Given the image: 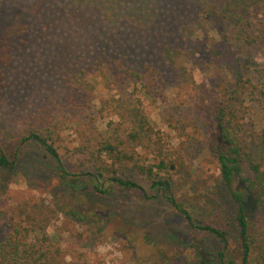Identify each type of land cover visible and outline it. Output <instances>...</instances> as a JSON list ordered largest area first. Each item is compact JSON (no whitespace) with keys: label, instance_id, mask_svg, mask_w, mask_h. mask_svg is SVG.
<instances>
[{"label":"trees","instance_id":"trees-1","mask_svg":"<svg viewBox=\"0 0 264 264\" xmlns=\"http://www.w3.org/2000/svg\"><path fill=\"white\" fill-rule=\"evenodd\" d=\"M164 1L168 0H38L26 9L24 23L0 32V100L34 41L44 45L47 55L51 51L64 60L59 73L67 89L57 99L55 109L66 118L72 117V108L76 111L67 126H81L80 114L92 109L98 98L103 113L110 102L103 100L101 87L107 93L115 91L123 100L116 104L136 110L132 114L136 117L134 124L126 128L112 121L98 129L89 123L93 112L85 115L89 121L83 124L85 131L75 146L74 157L86 163V172L73 174L66 169V161L70 163L72 156L63 157L56 147L57 125L53 120L59 118V113L50 106H43L41 112L36 106L25 127L16 132L20 146L34 144L55 159L56 170L67 186L88 176L98 193L108 194L109 186L144 190V184L149 183L192 228L219 240L224 247L220 255L226 262L230 241L225 226L196 218L173 191L169 174L177 170L178 160L167 157L164 149L151 152L155 154L153 160L138 152V144L161 143L150 107L160 100L169 101L171 79L180 80L177 85L182 82L175 76L181 72L177 66L190 61L186 52L190 35L209 29L219 39L209 49L211 60L206 73L210 85H199L201 96L193 107L214 122L207 152L214 156L220 179L236 206L240 264H264V246L257 241L259 228L248 212L254 201L255 207L264 203V171L259 164L245 162L238 139L244 125L234 104L236 100L241 106L249 104L248 112L260 120L258 127L264 139L262 114L258 106L251 107L264 100V68L251 54L257 40L249 35L258 24L255 14L264 17V0H176L168 10ZM197 3L205 11L199 25L180 12L185 4L188 8L184 11L191 13L192 5ZM240 44L245 48L239 50ZM162 51L164 58L155 57ZM241 53H247V57ZM82 103L88 107L83 108ZM121 111L116 107L114 113L122 119ZM15 167L0 142V182ZM23 177L18 174L16 178ZM12 208L10 216H0V264H69L65 261L66 241L54 221L62 215L69 226L77 229L94 217L79 205L63 211L56 204L44 207L29 199Z\"/></svg>","mask_w":264,"mask_h":264},{"label":"rangeland","instance_id":"rangeland-1","mask_svg":"<svg viewBox=\"0 0 264 264\" xmlns=\"http://www.w3.org/2000/svg\"><path fill=\"white\" fill-rule=\"evenodd\" d=\"M37 1L0 0V32L5 33L17 23H24L26 9ZM175 2L164 1V8L170 9L168 7L174 6ZM187 8L184 4L181 15L199 25L205 11L199 3L192 5L191 13L185 12ZM254 20L258 24L249 35L257 40V45L251 54L264 68V17L255 14ZM190 36L189 47L186 48L190 61L182 66L175 65L181 69L175 75L181 78V85H177L180 80L171 79L173 87L167 89L169 101L160 100L150 107L153 110L152 119L157 123L156 130L161 132V143L156 146L138 144V152L145 159L153 160L155 154L151 152L164 149L167 157L178 160L177 170L169 174L176 197L199 220L225 226L230 241L225 261L234 260L240 264L236 206L220 179L214 156L207 152L214 122L193 107L201 96L199 85H210V77L206 73L211 60L209 49L219 39L209 29L197 30ZM241 47L245 48L240 44L239 50ZM30 50L12 73L7 93L0 100V142L7 156L16 163L15 169L2 177L0 182L1 218L10 216L12 206L25 199L38 201L44 207L56 204L63 211L79 205L82 211L85 209L94 214L91 223L77 229L69 226L62 215L54 221L66 241L65 261L69 264H226L220 255L224 247L219 240L208 232L192 228L149 183L144 184V190H128L106 184L104 186H109V193L100 194L88 176H83L78 178L79 182L71 184L75 187L72 188L62 183L56 170L57 162L42 148L34 144L20 146L16 132L24 128L35 114L36 106L39 112L43 106H50L59 113L55 109L59 103L57 99L67 89L59 73L64 62L62 55L55 57L51 51L47 55L44 45L36 41ZM163 52H157L155 57L164 58ZM240 56L247 57V53ZM101 88L103 100L110 102L103 113H100L102 102L97 97L98 101L91 105L93 108L80 114L81 126H67V121L75 116L73 108L71 118L59 113V118L53 120L57 125L54 132L58 138L56 147L59 153L63 157L72 156V161H66L65 165L70 173L80 174L87 170L86 163L74 157L75 146H78L85 131L83 124L89 121L85 115L93 112L89 123L95 124L98 129L105 128L112 121L126 128L134 124L136 117L132 114L136 110L130 111L122 104H116L123 102L117 93H107ZM234 104L244 125L238 139L243 147L245 162L248 165L259 164L264 171V139L258 127L261 122L248 112V103L241 106V102L236 100ZM82 106L85 109L88 107L84 103ZM257 106L264 122V100L260 105H251L252 108ZM116 107L122 110V119L120 114L115 115ZM18 174H23V179L16 178ZM254 204L255 201L249 205L248 212L259 228L257 241L264 246V203L256 207Z\"/></svg>","mask_w":264,"mask_h":264}]
</instances>
